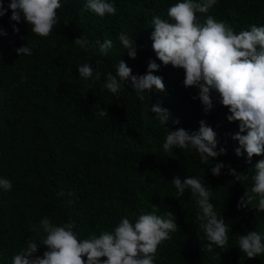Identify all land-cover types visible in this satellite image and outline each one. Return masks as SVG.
Masks as SVG:
<instances>
[{"label":"trees","instance_id":"trees-1","mask_svg":"<svg viewBox=\"0 0 264 264\" xmlns=\"http://www.w3.org/2000/svg\"><path fill=\"white\" fill-rule=\"evenodd\" d=\"M0 2L7 9L10 0ZM60 2L58 24L48 37L32 33L23 17L19 23L11 21L10 10L0 17L6 33L0 36V178L12 182L11 191L0 188V264H12L30 236L43 241L40 221L45 216L57 226L74 222V232L87 239L114 230L122 218L135 222L151 213L153 205L159 206L158 215L172 211L178 225L158 245L154 264H264V254L248 259L238 244L239 235L247 231L264 235V211L254 207L258 200L237 207L251 184L236 182L227 168L231 165L238 173L250 169L251 175L264 156H254L250 163L243 152L237 156L239 145L232 137L239 122L226 119L230 112L218 95L213 92V108L205 114L199 99H193L198 89L184 87V70L163 65L152 49V19H168V9L182 0H110L116 12L104 17L86 10V0ZM197 16L201 24L212 16L238 34L264 26V0H217ZM122 31L136 39L135 59L117 39ZM83 35L92 48L72 43ZM97 40L113 42L106 55L99 52ZM26 45L32 55L18 57L16 49ZM121 59L132 75H144L148 61H155L159 70L153 74L162 77L165 90L153 89L141 101L129 80L117 99L103 87V75L94 81L78 73L87 62L115 74ZM157 101L180 120L175 126L170 121L169 130L196 132L203 120L217 133V150L225 147L226 154L204 165L194 149L166 152L167 129L148 110ZM96 105L106 109L107 117L97 114ZM219 162L226 167L214 177L211 167ZM174 176L181 182L199 177L211 187L210 202L230 227L224 248L213 245L207 250L209 241L196 218L200 209L190 190L177 195L171 185ZM61 191L64 195L58 196ZM37 243L35 255L42 256L46 248Z\"/></svg>","mask_w":264,"mask_h":264},{"label":"clouds","instance_id":"clouds-1","mask_svg":"<svg viewBox=\"0 0 264 264\" xmlns=\"http://www.w3.org/2000/svg\"><path fill=\"white\" fill-rule=\"evenodd\" d=\"M216 3L217 0H182L168 9V19L154 17L152 49L163 65L171 64L184 70V87L198 89V96L193 99H199L205 114L213 108V92L218 95L219 103L230 112L226 119L230 123L239 122V131L232 137L239 145L235 154L240 156L243 152L250 163L252 157L264 156V26L253 25L250 30L237 34L226 23L217 22L212 16L201 24L197 13H207ZM61 7L60 0H10L7 9L0 2V17L10 10L11 21L19 23L23 17L31 26L32 33L48 37L58 24L57 10ZM84 8L99 17L116 12L110 0H86ZM14 31L19 30L14 28ZM3 35L6 33L0 28V36ZM117 39L127 50L128 57L135 59L136 39L123 31L118 33ZM72 43L85 50L93 47L84 35ZM95 43L104 55L113 47L111 40H104L103 43L97 40ZM16 54L18 57L32 55V50L27 45L21 46L16 49ZM95 63L98 66L101 61L96 60ZM158 70L159 65L153 60L148 61L144 75H132V69L123 59L119 61L115 74L103 73L87 62L78 67L79 75L85 80L92 78L100 81L103 75V87L117 99L125 81L130 80L141 101L153 89L158 92L165 90L162 77L153 74ZM96 107L100 117H107L106 109H101L99 105ZM148 110L167 129L163 144L166 152L175 148L194 149L204 165L226 154L225 147L217 150V133L205 121L199 122L196 132L190 133L182 127L171 131L167 125L170 121L173 126L178 125L179 118L173 119L159 101L150 108L148 106ZM225 167L223 162L215 163L211 174L219 176ZM227 168L228 175L233 176L236 182L248 181L251 184L250 191L244 192L237 207L246 208L258 200L254 207L264 211V159L258 160L251 175L248 174L250 169L238 173L231 165ZM171 185L178 196L190 190L195 199L200 209L196 218L201 221L200 227L209 241L207 250L212 251L213 245L224 248L228 243L230 227L210 202L213 196L211 187L195 176H188L183 182L174 176ZM0 188L11 191L12 182L0 178ZM57 195L63 196L64 193L61 191ZM158 209L159 206L153 205L151 213L140 215L135 222L122 218L114 230L103 231L99 237L92 235L87 239H80L74 232V222L57 226L45 216L40 221V228L46 234L43 241L30 236L24 242L25 247L13 256L12 264H154L158 245L170 239V233L178 229L174 213L168 210L158 215ZM37 242L46 248L42 256L35 255L38 252ZM238 244L239 251L248 259L264 254V235L257 231L239 235Z\"/></svg>","mask_w":264,"mask_h":264}]
</instances>
